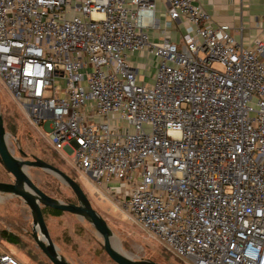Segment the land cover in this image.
Masks as SVG:
<instances>
[{
	"label": "built area",
	"instance_id": "obj_1",
	"mask_svg": "<svg viewBox=\"0 0 264 264\" xmlns=\"http://www.w3.org/2000/svg\"><path fill=\"white\" fill-rule=\"evenodd\" d=\"M155 1L0 0V80L166 253L264 264V34L244 45L197 0H159L161 26Z\"/></svg>",
	"mask_w": 264,
	"mask_h": 264
},
{
	"label": "rangeland",
	"instance_id": "obj_2",
	"mask_svg": "<svg viewBox=\"0 0 264 264\" xmlns=\"http://www.w3.org/2000/svg\"><path fill=\"white\" fill-rule=\"evenodd\" d=\"M213 67L221 69L217 63ZM0 115L11 154L18 160L38 157L74 179L81 186L93 209L106 221L111 230L112 245L116 250L135 260L161 264H191L169 255L159 242L147 236L132 221L123 206L104 190V182L97 183L69 162L72 161L70 158L69 161L63 159L60 153L53 151L48 141L47 126L32 124L26 109L12 97L1 80ZM26 173L46 194L64 202L77 203L70 187L54 173L37 167L28 168ZM8 178L10 175L0 165V180ZM44 220L57 252L70 264H116L105 253L102 238L86 219L67 212L53 216L45 211ZM32 227L31 212L24 201L14 195L0 193V248L15 255L23 264H52L32 239ZM3 231L16 235L19 238L18 245L8 243L1 236Z\"/></svg>",
	"mask_w": 264,
	"mask_h": 264
},
{
	"label": "water",
	"instance_id": "obj_3",
	"mask_svg": "<svg viewBox=\"0 0 264 264\" xmlns=\"http://www.w3.org/2000/svg\"><path fill=\"white\" fill-rule=\"evenodd\" d=\"M3 119L0 115V165L10 174L12 183L0 182V193L11 194L21 198L28 206L32 216V239L52 264H70L57 252L44 220L42 208L48 207L62 212L71 213L86 219L102 238V248L116 264H161L154 261L135 260L116 250L111 242V230L106 221L93 209L81 186L56 166L38 158L18 160L7 146ZM23 155H25L22 152ZM30 167H37L54 173L73 191L77 203L64 202L42 191L27 175Z\"/></svg>",
	"mask_w": 264,
	"mask_h": 264
},
{
	"label": "crops",
	"instance_id": "obj_4",
	"mask_svg": "<svg viewBox=\"0 0 264 264\" xmlns=\"http://www.w3.org/2000/svg\"><path fill=\"white\" fill-rule=\"evenodd\" d=\"M197 2L211 15L214 23L230 25L232 35L244 45H250L255 37L264 34V0H197ZM155 3L156 16L162 26L167 7L159 0ZM172 24L168 29L171 40L176 42L182 40L181 21ZM149 37L152 41H158L162 35L158 30H149ZM130 59L140 75L153 74L155 59L147 53L140 56L133 53Z\"/></svg>",
	"mask_w": 264,
	"mask_h": 264
},
{
	"label": "trees",
	"instance_id": "obj_5",
	"mask_svg": "<svg viewBox=\"0 0 264 264\" xmlns=\"http://www.w3.org/2000/svg\"><path fill=\"white\" fill-rule=\"evenodd\" d=\"M45 208L42 209L43 216H44L45 211H47L48 213H50L53 216H59L62 213L60 210H56V209H52V208H48V207H45ZM1 236L10 244L18 245V243H19V238L16 235L9 233L7 231L1 232Z\"/></svg>",
	"mask_w": 264,
	"mask_h": 264
},
{
	"label": "flooded vegetation",
	"instance_id": "obj_6",
	"mask_svg": "<svg viewBox=\"0 0 264 264\" xmlns=\"http://www.w3.org/2000/svg\"><path fill=\"white\" fill-rule=\"evenodd\" d=\"M7 173V172H6ZM8 174V173H7ZM10 175V174H8ZM14 181L13 177L10 175V178L6 179V180H0V182H6V183H12Z\"/></svg>",
	"mask_w": 264,
	"mask_h": 264
}]
</instances>
